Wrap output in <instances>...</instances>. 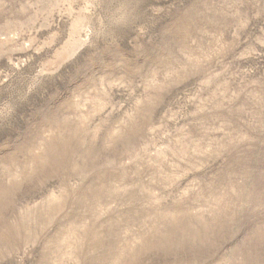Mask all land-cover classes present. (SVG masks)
<instances>
[{"label": "rangeland", "instance_id": "374dc122", "mask_svg": "<svg viewBox=\"0 0 264 264\" xmlns=\"http://www.w3.org/2000/svg\"><path fill=\"white\" fill-rule=\"evenodd\" d=\"M0 264H264V0H0Z\"/></svg>", "mask_w": 264, "mask_h": 264}]
</instances>
